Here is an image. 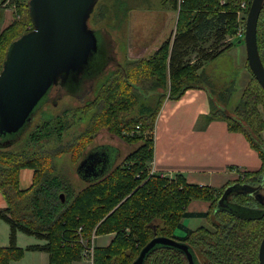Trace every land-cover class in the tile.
<instances>
[{"label":"trees","instance_id":"obj_1","mask_svg":"<svg viewBox=\"0 0 264 264\" xmlns=\"http://www.w3.org/2000/svg\"><path fill=\"white\" fill-rule=\"evenodd\" d=\"M242 1L160 0L164 7L177 11L172 38L162 41L148 57L116 65L83 104L62 112L40 106L17 138L0 146V193L6 202V207L0 208V218L10 227L9 245L0 246V264L20 259L25 250L46 251L48 264H72L85 250L79 236L90 245L92 233L113 234L106 246L93 245L92 264H131L155 236L187 244L194 264H258L264 215H239L246 208L244 204L253 205L250 194L239 192L241 186H253L252 181L264 176V90L247 60L251 78L229 114L223 109L210 110L212 113L203 118L205 122L222 119L229 132L242 134L258 153L260 168L240 172L232 183L211 187L190 183L180 173L173 177L151 173L147 166L153 160V130L164 100L178 101L188 89L202 90L199 71L203 63L235 43L227 38L236 32ZM16 2L20 18L0 31V71L9 45L32 27L28 0ZM131 2L112 0L116 25L119 15L122 21L132 10ZM246 2L243 12L247 15L251 0ZM256 42L264 65V4L257 21ZM230 93V89L220 92L226 105ZM213 105L209 100L210 109ZM88 113L91 115L84 128L64 139L66 130ZM103 128L136 147L99 180L74 191L57 173L54 161L64 153L72 161H79ZM24 168H30L33 175L31 184L21 188L19 174ZM229 186H235L233 192L217 207ZM228 198L236 200L237 211L223 206ZM192 200L208 201L210 210L189 212L187 206ZM183 218L207 219L213 230L204 226L189 229L181 223ZM18 230L46 243L18 247ZM180 230L182 235L177 234ZM143 264L189 263L181 250L157 245Z\"/></svg>","mask_w":264,"mask_h":264},{"label":"water","instance_id":"obj_2","mask_svg":"<svg viewBox=\"0 0 264 264\" xmlns=\"http://www.w3.org/2000/svg\"><path fill=\"white\" fill-rule=\"evenodd\" d=\"M96 2L28 0L32 28L9 45L0 71V146L16 139L27 127L41 103L50 99L53 86L61 87L68 81L78 82L83 75L93 72L91 64L98 53V40L88 20ZM263 4L264 0H251L243 39L248 67L264 90V65L256 42L257 21ZM109 65L106 62L103 68L107 69ZM110 146L102 144L90 147L77 164L79 177L89 183L99 180L111 170L114 165L110 163L108 155ZM119 154L118 149L115 159ZM234 187L229 186L225 190L217 207L225 196L233 192ZM241 187L243 189L239 192L248 194L250 186ZM157 245L181 250L188 263L194 264L187 244L165 236H155L149 240L131 264H143L147 254ZM258 264H264V236L259 245Z\"/></svg>","mask_w":264,"mask_h":264},{"label":"rangeland","instance_id":"obj_3","mask_svg":"<svg viewBox=\"0 0 264 264\" xmlns=\"http://www.w3.org/2000/svg\"><path fill=\"white\" fill-rule=\"evenodd\" d=\"M131 1L133 4L132 10L129 11L127 17L122 21L121 16L119 15L117 18V22L119 24L116 25L115 16L113 15V10L111 8L112 0H97L94 13H92V16L90 15L91 17L88 20V25L91 29H94L98 40V53L95 55L93 64H91V71L93 72L90 73V75L85 73L86 75H83L78 82L68 81L61 87H54L51 91L50 99L44 100L41 103V106L44 108V110H49L50 108L55 107L58 112H62L63 110L72 106L83 104L86 100H89L93 97L95 88L106 79L109 74L108 71L115 69L116 64H123L128 59L132 58L148 57L162 41L168 37L172 38L174 32L173 22L174 18L177 17L176 10L170 11L169 13L170 26L168 29L165 28L164 38H160L157 42V47H153L151 49L148 46V42L155 36V30H158L160 26L159 17L154 18L156 15L155 13L160 12V10H165L166 7L161 4L160 0ZM167 8L170 10L169 7ZM150 12H152L151 15ZM0 13V31L8 24L12 23L15 19L20 18L17 6L16 8H0ZM245 19V13L239 10V13L237 14L238 27L236 32L227 38V40L230 42L235 40L234 45L215 58L204 62L201 70L199 71L202 74L200 79L202 92L199 93L200 98L198 101H202V107L204 110H206V113L203 114V117H205L206 114H211V111H215L217 109H223V112L229 114L230 110L238 102L242 89L251 78L250 72L246 68V52L243 39ZM29 28L32 27L30 26ZM193 58V55L189 57L190 60H193ZM106 62L110 65L107 69H104L103 66ZM223 89H230L231 91L228 105L223 103L224 100L222 99H224V97H219L220 92ZM165 100L156 116L155 124L156 122H159L158 120L161 119L162 115H164L163 111L167 106L166 104H168L167 101L169 99ZM209 100H211L214 104L212 109H210ZM69 115L71 116V114ZM90 115L91 113H88L86 116H83L81 120H78L79 122L73 123V125L70 126L68 130H66L64 139H69L71 135L80 132L84 128ZM178 117H180L179 111L176 113L174 119H177ZM203 117H201L199 122L196 124V128L204 127L206 125L203 124L205 119ZM158 131L159 127L157 129V132ZM153 134L155 138L154 130ZM165 134L162 132V136L160 137V140L158 137L157 142H160L162 139H164ZM262 138L264 141V132L262 133ZM102 144L111 145V148L108 149V155L109 158H111L110 163L112 165H116L121 162L123 157L136 147V144L123 142L118 137L109 133L106 128H103L96 133L89 148ZM117 148L119 149L120 154L117 156V159H115L118 150ZM196 152L197 155H195V157L197 158L198 162L203 161L204 159L207 160L208 158L212 159L220 153L218 145L213 146V148L209 150L200 147L196 149ZM208 154L209 157H206ZM174 160H176V156L174 157ZM54 162L57 173L68 181V184L72 190L78 191L88 183V180L79 177L76 171L79 161H72L68 153L62 154ZM210 164L213 165L212 162H210ZM147 166L150 168V170L153 169L156 172L152 161L148 162ZM207 167L208 168H205L204 171L209 172L204 173L206 176H212L213 168L208 165ZM202 171L203 169H201V172ZM160 174L166 176L163 173ZM240 175L241 174L237 175L236 179H238ZM231 181L232 179L228 182ZM202 209L205 210V212H208L210 210V203L203 200H192L187 206V210L189 212H198ZM239 215L255 217L258 216V213L252 208H244L239 213ZM181 223L183 226L189 229H195L197 227L204 226L210 230H213L209 226L207 219L204 218H183ZM182 231L183 230L177 231V234L182 235ZM80 237L82 236L80 235L79 238ZM112 237L113 234L111 235V238ZM108 240L109 235H95L93 245L100 246ZM22 257L18 260H12L15 261L13 264H47V255L45 253H43V255H37L31 259L26 258L25 260L21 261ZM82 258L84 259L85 264H91V262L88 261L89 258L88 260L85 256Z\"/></svg>","mask_w":264,"mask_h":264},{"label":"crops","instance_id":"obj_4","mask_svg":"<svg viewBox=\"0 0 264 264\" xmlns=\"http://www.w3.org/2000/svg\"><path fill=\"white\" fill-rule=\"evenodd\" d=\"M170 11L173 10L171 8L169 10L166 7L165 10L155 13L154 18L159 17L160 26L158 30H155V36L149 40V48L157 47L159 39L164 38V30L170 26ZM151 14L152 12H150ZM173 26V29H175L176 17L174 18ZM201 92L202 90L200 89H188L178 101H167L168 104H166L167 106L163 111L164 115L155 124L152 163L156 172L163 173L167 177H173V175L180 173L190 183L220 187L231 179L237 178V175L242 171L259 169L261 160L258 153L250 147L245 137L240 133L229 132L222 120L210 122H205L204 120L203 124L206 125L196 128V124L203 117V114L206 113V110L202 107V101H198L200 98L199 93ZM178 111L180 117L174 119ZM158 127L160 132H157ZM162 132L166 133L165 137L160 142H157L158 137L160 140ZM215 145L219 146V155L212 159L208 158L198 162L195 157L197 155L196 149L202 147L209 150ZM175 156L176 160H174ZM206 157H209V154ZM207 165L213 168L212 176H206L204 173L209 172L204 171L205 168H208ZM201 169H203L202 172ZM32 175L33 171L30 168H24L20 171L19 185L21 188H26L31 184ZM4 207H6V202L0 193V208ZM199 211L204 212L205 210ZM9 234V224L0 218V246L9 245ZM106 235H109V240L100 246H106L112 239V234ZM15 242L21 248L46 243L45 239L20 230L16 232ZM43 253L47 255L48 264V253L42 250H25L21 261L26 258L31 259L34 256L43 255ZM13 262L15 261L10 264H13ZM72 264H85V261L82 258Z\"/></svg>","mask_w":264,"mask_h":264},{"label":"flooded vegetation","instance_id":"obj_5","mask_svg":"<svg viewBox=\"0 0 264 264\" xmlns=\"http://www.w3.org/2000/svg\"><path fill=\"white\" fill-rule=\"evenodd\" d=\"M57 86L60 87V85H57ZM54 87H56V86H53L50 89V94H51V91H52V89ZM240 179H242V178H240ZM263 179H264V176L261 177V178H259V180L257 182L252 181V184H254V185L253 186L250 185V187H248L247 192L251 196V197L250 196L249 197L252 199L253 205H250L249 203H246V204H244L242 206V207H246V208H252V209L256 210L258 214H261V215H264V182H263ZM236 180H237L236 178L233 179L231 181V183L233 181H236ZM253 192H255V195H252ZM223 204H224V207L229 208L230 210H233L234 209V210L237 211V208L235 207V205H237V203H236V200L234 198H228V199H226V203L223 202ZM247 205H250V206H247Z\"/></svg>","mask_w":264,"mask_h":264},{"label":"built area","instance_id":"obj_6","mask_svg":"<svg viewBox=\"0 0 264 264\" xmlns=\"http://www.w3.org/2000/svg\"><path fill=\"white\" fill-rule=\"evenodd\" d=\"M17 0H0V8H16L17 6ZM247 8V2L246 1H242L240 4V10L243 12L245 9ZM244 13V12H243ZM246 16V13H245ZM138 129V125L136 126V131ZM151 173L155 172V170H150ZM80 230V229H79ZM95 239V235L94 233H92V237H91V243L90 245H88V243L86 242V240H84L83 237L79 238V242H81L82 244L85 245V250L82 253V257L85 256L88 260L91 262L92 264V256H93V242Z\"/></svg>","mask_w":264,"mask_h":264}]
</instances>
